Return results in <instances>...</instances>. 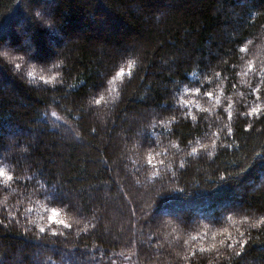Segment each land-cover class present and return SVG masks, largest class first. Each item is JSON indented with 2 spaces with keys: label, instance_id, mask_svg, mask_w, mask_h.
<instances>
[{
  "label": "trees",
  "instance_id": "16d2710c",
  "mask_svg": "<svg viewBox=\"0 0 264 264\" xmlns=\"http://www.w3.org/2000/svg\"><path fill=\"white\" fill-rule=\"evenodd\" d=\"M3 49L0 264H264V0H0Z\"/></svg>",
  "mask_w": 264,
  "mask_h": 264
},
{
  "label": "snow or ice",
  "instance_id": "6c2138e0",
  "mask_svg": "<svg viewBox=\"0 0 264 264\" xmlns=\"http://www.w3.org/2000/svg\"><path fill=\"white\" fill-rule=\"evenodd\" d=\"M34 15L39 19L41 20L43 23L47 24V25H51L52 21L50 19H47L45 18L44 14L39 10V9H36L34 11ZM241 51H244L243 49H241ZM0 60H7L11 63H14L15 62V58L13 57V54L10 50L8 49H3V50H0ZM17 69H19L20 65H16ZM120 75H124L123 71H121ZM197 92L199 93V89L197 90ZM205 95L209 98L212 97V93L211 92H206ZM97 103H99V101H97ZM253 113H257V110L253 109ZM252 113H250L251 115ZM55 115V114H53ZM231 114H229L230 116ZM94 131V130H93ZM150 163V162H149ZM5 175V173L3 171H0V177H3ZM7 179L9 181H12L13 180V176L9 175L7 177ZM51 199H55V197H51ZM59 215V213L56 211V210H53V213L52 215L49 217V223L51 224H55V223H59L61 224L63 227H70L68 224H66L63 220H57V216ZM2 223V222H0ZM261 223H264V220L261 221ZM39 231L41 233H44L45 232V229L44 228H40ZM53 235H56V233H53ZM244 245L241 244V247H243ZM229 247H232V245H229ZM203 251V250H201ZM237 255H239V253H237Z\"/></svg>",
  "mask_w": 264,
  "mask_h": 264
},
{
  "label": "rangeland",
  "instance_id": "374dc122",
  "mask_svg": "<svg viewBox=\"0 0 264 264\" xmlns=\"http://www.w3.org/2000/svg\"><path fill=\"white\" fill-rule=\"evenodd\" d=\"M160 215H164V216H166V215H173V214H171V213H169V212H163L162 214H160ZM177 217H180V219H181V216L180 215H178ZM178 219V218H177Z\"/></svg>",
  "mask_w": 264,
  "mask_h": 264
},
{
  "label": "clouds",
  "instance_id": "9594fccd",
  "mask_svg": "<svg viewBox=\"0 0 264 264\" xmlns=\"http://www.w3.org/2000/svg\"><path fill=\"white\" fill-rule=\"evenodd\" d=\"M46 27H47V25H46Z\"/></svg>",
  "mask_w": 264,
  "mask_h": 264
}]
</instances>
